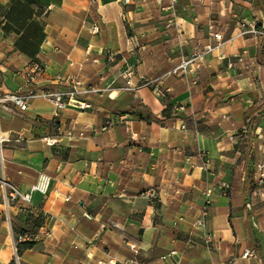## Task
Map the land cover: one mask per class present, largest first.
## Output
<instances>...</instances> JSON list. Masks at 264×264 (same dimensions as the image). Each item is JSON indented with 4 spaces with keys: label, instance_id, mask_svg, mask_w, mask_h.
I'll list each match as a JSON object with an SVG mask.
<instances>
[{
    "label": "crops",
    "instance_id": "crops-1",
    "mask_svg": "<svg viewBox=\"0 0 264 264\" xmlns=\"http://www.w3.org/2000/svg\"><path fill=\"white\" fill-rule=\"evenodd\" d=\"M242 20L264 25L255 0H0L3 90L77 88L76 104L60 111L37 98L0 112V180L31 193L27 211L8 212L0 185V264H264V199L245 189L264 160V112L249 133L245 119L255 102L264 106V40ZM214 32L223 44L195 76L168 75L195 44H216ZM242 52L245 62L233 64ZM128 60L138 63L137 86L125 89ZM34 61L44 66L35 78ZM151 187L154 200L144 195ZM31 214L53 234L42 226L37 247L19 255Z\"/></svg>",
    "mask_w": 264,
    "mask_h": 264
},
{
    "label": "built area",
    "instance_id": "built-area-1",
    "mask_svg": "<svg viewBox=\"0 0 264 264\" xmlns=\"http://www.w3.org/2000/svg\"><path fill=\"white\" fill-rule=\"evenodd\" d=\"M131 3V0H123V4L125 7L128 6V4ZM128 13V9L124 11V16L126 17ZM249 22L247 20H242L241 21V26L244 30V32H255L257 34L261 33V31H264V25L262 28H259V24L257 21L253 22V25L251 27H248ZM92 32L94 34H97L100 32L101 28L98 23H94L91 27ZM261 29V30H260ZM214 37L217 39V43L213 45H207V46H202V44L197 43L194 45V48L192 52L186 56L183 57L181 62L175 66L168 75L170 74H179L183 73L187 76H195L196 72L205 64L206 59H207V53L219 48L223 44V39L224 36L220 32H214ZM90 50H88V53ZM245 54L246 52H242L241 54H238L235 56V59L232 60L233 64H236L237 62H245ZM116 53L114 52H109L108 53V58L112 61L115 60ZM223 57L224 54H223ZM137 62L135 61H126L123 75L126 79V86L125 89H130L134 88L137 85L134 84L133 78L136 73V67H137ZM44 73V66L37 61L32 62L29 65V74L32 75L34 78L41 76ZM153 82V81H151ZM147 84L150 83V80L146 81ZM76 86L80 85L81 82L79 80H76L75 82ZM77 88L75 87V90L72 91H63L60 89H52L48 87H36V88H30L24 92L20 91H12V92H6L3 90L2 86L0 85V112L3 109H7L10 107V104H14L17 106L20 111H26L29 106L30 102L33 99L37 98H43L50 103H52L55 108L60 111L65 108H67L70 105L76 104V99L75 94ZM91 102L89 101H83L80 106L82 108L86 107H91ZM179 110H184L185 106L180 105L178 106ZM182 128L184 130H187V124L184 122L182 124ZM83 134V133H82ZM44 140L48 142V144L52 145L55 144L56 139L51 138V137H45ZM4 142L3 137L0 136V148L2 147V144ZM255 187L253 189V195L256 197H261L264 199V160L259 161L256 164V169H255ZM0 185L3 190V195H4V200H5V205L6 209L9 212L10 208L12 206H15L19 212H24L28 210V204L31 202V193H24L20 190L18 186L13 184L12 182L8 181L7 179L3 178L0 180ZM47 187L46 183H39L34 186V189H41L45 190ZM208 195H211V191L208 190L207 192ZM144 195L149 198V199H156L159 197V191L156 187H151L149 188ZM67 200H70V197H67ZM206 217H207V207H205L202 210V213L196 218L195 220V227L196 228H204L206 226ZM186 219V215L181 214L179 218L174 222L175 226H178L179 223L182 220ZM43 228L45 229V234L48 237H51L53 232L52 229L49 228V226L44 225ZM38 239V233H29L21 237V240H34L36 241ZM206 243L211 244L212 243V237L210 235H205L204 237ZM190 245H195L197 244V240L194 238L190 239ZM16 251H17V246H16ZM176 253V251H172L169 255ZM245 255H255V252L252 250H247L245 252ZM167 256H164L166 258ZM17 263L20 264V258L17 256ZM123 264H148L141 259H139L137 256L134 257H129L127 258Z\"/></svg>",
    "mask_w": 264,
    "mask_h": 264
},
{
    "label": "trees",
    "instance_id": "trees-1",
    "mask_svg": "<svg viewBox=\"0 0 264 264\" xmlns=\"http://www.w3.org/2000/svg\"><path fill=\"white\" fill-rule=\"evenodd\" d=\"M255 1H256L257 6L264 11V0H255ZM261 35L263 36V40H264V31H261ZM258 58H259V62L264 64V46H262V48L260 49ZM263 112H264V106L258 105V102H255L246 111L245 119L247 122L246 126H247L248 133L250 132V127L253 126L257 115L259 113H263ZM163 113H164L165 117H170V107L169 106L166 107ZM146 118L161 121V119L158 116H156L154 113H152L151 111H149V113L146 115ZM250 146L252 147L251 143H250ZM255 181L256 180H255L254 171L248 172L247 177H246V181H245L246 192L252 191L254 189ZM44 224H45V216H43V215L35 216V215L31 214L27 218L26 225L18 231L21 234H27V233L33 234V233L38 232V230L42 226H44ZM36 247H37V241H34V240H22V241H20V240H18V254L19 255H22L23 251L26 249H31V248H36ZM11 264H17V261L14 260L13 262H11Z\"/></svg>",
    "mask_w": 264,
    "mask_h": 264
},
{
    "label": "rangeland",
    "instance_id": "rangeland-1",
    "mask_svg": "<svg viewBox=\"0 0 264 264\" xmlns=\"http://www.w3.org/2000/svg\"><path fill=\"white\" fill-rule=\"evenodd\" d=\"M17 264H18V263H17ZM20 264H22L21 261H20Z\"/></svg>",
    "mask_w": 264,
    "mask_h": 264
}]
</instances>
